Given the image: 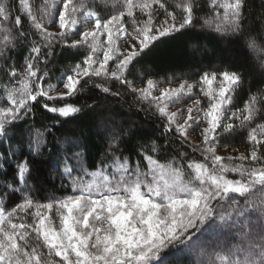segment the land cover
<instances>
[{"label":"snow or ice","instance_id":"1","mask_svg":"<svg viewBox=\"0 0 264 264\" xmlns=\"http://www.w3.org/2000/svg\"><path fill=\"white\" fill-rule=\"evenodd\" d=\"M197 26L254 53L264 74V0L258 12L254 0H16L14 7L0 0V80L6 81L0 138L28 123L34 106L65 123L94 110L66 101L83 91L82 81L96 79L116 81L147 103L162 120L164 138L132 144L131 129L105 123L96 134L107 147L89 171L83 132L48 149L61 121L30 130L27 155L11 147L0 155V173H7L5 164L13 168L11 180L0 179V264H180L178 257L208 234L220 238L210 264H264V88L234 107L245 78L228 68L181 79L176 87L152 77L136 87L128 79L130 66L163 38ZM58 50L75 52L78 62L53 83L48 64ZM96 87L122 95L103 83ZM56 101L64 103L50 104ZM190 131L199 132L198 143ZM244 134L247 154H218L229 146L222 139ZM175 140L179 149L165 147ZM41 164L60 173L62 188L67 179L69 194L36 197L31 180Z\"/></svg>","mask_w":264,"mask_h":264},{"label":"trees","instance_id":"2","mask_svg":"<svg viewBox=\"0 0 264 264\" xmlns=\"http://www.w3.org/2000/svg\"><path fill=\"white\" fill-rule=\"evenodd\" d=\"M30 2H35V0H30ZM7 3L14 7L16 0H7ZM254 8L257 12L259 11V0H254ZM193 46H196L195 52H193ZM253 57L254 53L246 51L237 44L230 42L229 39L221 38L219 34L210 33L208 30L197 26L191 32L176 34L174 38H163L150 55L144 56L139 63L130 66L128 79L132 80L136 87L144 86L145 79L148 77L158 79L160 82L173 81V83H178L181 79H188L191 82L198 79V75L203 71L228 68L244 75L245 83L233 100L234 107H243L249 91L255 92L264 88V74L261 73L259 62ZM16 59L18 63H22V55L16 54ZM76 62H78V58L75 56V52L58 50L53 61L48 64V70L53 76L52 82L56 83L55 78ZM2 75L3 73L0 71V76ZM4 83L6 81L0 80V86ZM81 83L83 84V91L74 98H68L66 102L77 106L93 105L94 110L85 108L84 114H81L79 119H68L65 123V118L57 117L56 114L45 112L38 106H34L36 115L30 116L28 123L21 121L19 127L9 132L7 139L0 138V155H9L10 147L15 149L18 155H27L29 131L32 130L34 133L37 128L44 131L45 127H51L56 119H59L64 126L61 128L57 124L52 127V132L58 139L48 144V149H51L53 144L60 146L65 138H75L83 132L88 137V148L85 150V155L90 162L89 171L94 170L91 162L98 161L100 153L107 147L106 142L102 141L100 136L96 134L98 130H102L105 123L115 121L119 127L126 131L131 129L134 136L130 135L128 138L131 139L132 144L138 140H156L157 144L164 143V138L161 136V118L153 115V111L148 109L147 103L141 105L134 95L127 93L118 82L96 79L87 84H84L83 81ZM99 83H103L112 91H120L122 95L113 97L103 93L96 87V84ZM58 87L62 86L58 85ZM52 103L55 106H62L64 102H50V104ZM97 125L100 126V129L97 128ZM57 128L60 130L57 131ZM46 137L49 140L52 139L47 133ZM192 141L199 142L198 139H192ZM221 144H228L229 146L226 149L218 148L220 155H226L222 151H231L233 156L239 155L240 152L247 154L246 134L222 139ZM173 145L179 149V140L169 142L165 147L171 149ZM64 146L66 147V144ZM233 149H238V151H233ZM182 150L190 151L187 146ZM47 156L48 151L45 150L44 159ZM16 158V156L12 157L13 160ZM5 168L7 173H0V179L11 180L13 168L7 164H5ZM61 179L60 173L55 168H48L47 165L41 164L36 178L31 180L33 187L37 189L36 197L42 199L50 193H55L57 196L69 194L67 179L63 181V188L61 187ZM219 243V237L208 234L202 239L198 248L184 252L178 257L180 264H210L215 259Z\"/></svg>","mask_w":264,"mask_h":264},{"label":"rangeland","instance_id":"3","mask_svg":"<svg viewBox=\"0 0 264 264\" xmlns=\"http://www.w3.org/2000/svg\"><path fill=\"white\" fill-rule=\"evenodd\" d=\"M101 40H103V38H101ZM178 83H172L171 86L176 87V86H178ZM161 86L162 87H168L169 84H168V82L161 81ZM213 87H215V85H213ZM156 94L158 95V93H156ZM184 103H190V101L186 100L185 102L177 103L175 105H169V109L171 111H176L177 109L183 108ZM207 104H208V99L206 97H201V105L204 107H207ZM189 135L192 139H198L199 140V132L198 131H196V132L190 131ZM222 152L225 153L226 155H231V153H232L231 151H229V152L222 151Z\"/></svg>","mask_w":264,"mask_h":264}]
</instances>
